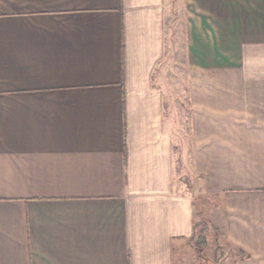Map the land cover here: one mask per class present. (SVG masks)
I'll return each instance as SVG.
<instances>
[{"label":"crops","instance_id":"crops-1","mask_svg":"<svg viewBox=\"0 0 264 264\" xmlns=\"http://www.w3.org/2000/svg\"><path fill=\"white\" fill-rule=\"evenodd\" d=\"M183 1L208 223L153 79L165 0H0V264H211L212 227L264 264V0Z\"/></svg>","mask_w":264,"mask_h":264},{"label":"rangeland","instance_id":"rangeland-1","mask_svg":"<svg viewBox=\"0 0 264 264\" xmlns=\"http://www.w3.org/2000/svg\"><path fill=\"white\" fill-rule=\"evenodd\" d=\"M167 21L165 24V55L154 73L153 79L161 89L169 129L174 135L177 148L174 150V181L180 193L192 198L197 217L208 223L207 215L219 206V199H209L201 193L200 180L192 170V145L189 135V81L186 65V5L183 0H165ZM206 225V231H207ZM210 237L211 264H233L235 253L219 232L212 227ZM218 241H220L218 243Z\"/></svg>","mask_w":264,"mask_h":264},{"label":"trees","instance_id":"trees-1","mask_svg":"<svg viewBox=\"0 0 264 264\" xmlns=\"http://www.w3.org/2000/svg\"><path fill=\"white\" fill-rule=\"evenodd\" d=\"M205 231H206V227L202 226L200 234L197 238L196 248H197V254L199 257H203V250L206 245L205 238L203 236Z\"/></svg>","mask_w":264,"mask_h":264}]
</instances>
